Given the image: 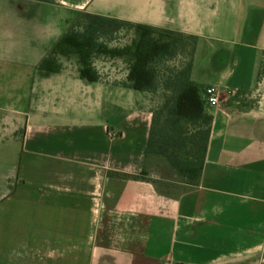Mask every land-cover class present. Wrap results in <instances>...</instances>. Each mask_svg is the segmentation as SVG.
Segmentation results:
<instances>
[{"label":"crops","instance_id":"1","mask_svg":"<svg viewBox=\"0 0 264 264\" xmlns=\"http://www.w3.org/2000/svg\"><path fill=\"white\" fill-rule=\"evenodd\" d=\"M84 12L197 38L191 78L220 104L196 183L146 154L124 57L95 82L76 54L38 69ZM263 66L264 0H0V264H264V108L244 97Z\"/></svg>","mask_w":264,"mask_h":264},{"label":"trees","instance_id":"2","mask_svg":"<svg viewBox=\"0 0 264 264\" xmlns=\"http://www.w3.org/2000/svg\"><path fill=\"white\" fill-rule=\"evenodd\" d=\"M82 17L83 29L80 21L71 24L38 69L59 71L60 56L76 54L81 77L95 82L101 78L94 63L97 57H128L129 72L122 85L165 94L162 103L153 109L146 154L163 156L186 182L196 183L203 170L213 122L200 88L191 78L197 38L97 14L84 12ZM122 27L134 30L131 43L110 46ZM180 53L189 58L180 70L162 67Z\"/></svg>","mask_w":264,"mask_h":264},{"label":"rangeland","instance_id":"3","mask_svg":"<svg viewBox=\"0 0 264 264\" xmlns=\"http://www.w3.org/2000/svg\"><path fill=\"white\" fill-rule=\"evenodd\" d=\"M82 14L83 13L79 14L78 17L72 22L73 24L76 21H80L81 22L80 29H83L85 25V20L83 19ZM134 34L135 33L133 29L122 27L116 33V36H115V37H120L121 39L120 40L118 39L116 41H111L110 43L113 46L115 45L124 46L126 44H130L132 39L134 38ZM188 60L189 58H186L183 53H180L179 56L173 59L167 60L165 63H163L162 67L166 69L167 71L176 72L180 70L184 66V63H187ZM94 63L96 65V68H98L101 71V74L103 75V77L113 76L111 73L112 63H111L110 58L100 56L95 59ZM119 64L122 67V69L125 68L127 65L129 66L128 57H124L122 60H120ZM116 74L119 75V77H122L124 73L123 71H120V72H117ZM149 93L152 97V105L154 109L159 104L162 103L165 97V94L161 90H158V92H155V93L154 92H149ZM244 97L246 99L245 100L246 105L252 106V107L264 108V66H263L261 77L259 78L258 83L256 84L254 88L247 91ZM162 159L166 161L169 167H171V164L165 158L162 157Z\"/></svg>","mask_w":264,"mask_h":264},{"label":"built area","instance_id":"4","mask_svg":"<svg viewBox=\"0 0 264 264\" xmlns=\"http://www.w3.org/2000/svg\"><path fill=\"white\" fill-rule=\"evenodd\" d=\"M203 98L208 109L220 104V93L215 86L206 87Z\"/></svg>","mask_w":264,"mask_h":264}]
</instances>
